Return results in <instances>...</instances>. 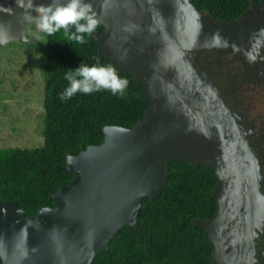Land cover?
Masks as SVG:
<instances>
[{"label": "water", "instance_id": "1", "mask_svg": "<svg viewBox=\"0 0 264 264\" xmlns=\"http://www.w3.org/2000/svg\"><path fill=\"white\" fill-rule=\"evenodd\" d=\"M49 0H39L47 4ZM102 31L91 37L115 70L131 75L148 103L131 127L103 128L100 144L66 155L75 175L54 206L29 216L0 199V264H92L125 226L135 227L144 198L167 186L171 162L215 172L214 217L197 220L215 264H254L255 229L264 218L259 166L240 116L211 80L199 52L232 44L242 23L218 22L191 0H88ZM29 15L0 0V47L27 43ZM34 15V13H31Z\"/></svg>", "mask_w": 264, "mask_h": 264}, {"label": "trees", "instance_id": "2", "mask_svg": "<svg viewBox=\"0 0 264 264\" xmlns=\"http://www.w3.org/2000/svg\"><path fill=\"white\" fill-rule=\"evenodd\" d=\"M218 22L238 20L255 0H191ZM97 31H102L98 26ZM44 66V143L35 148H0V199L16 201L34 215L42 206H54L52 195L75 175L66 169V155H76L88 145L103 141L109 125L131 127L142 118L148 103L139 93L142 86L128 74L124 96L107 90L77 93L61 102L58 94L67 86L65 69L97 59L112 65L99 53L98 44L87 38L83 45L63 42L62 33L47 37ZM61 41V42H55ZM55 42V43H54ZM114 68V67H113ZM167 186L154 198H144L135 227L125 226L109 242L106 253L92 264H215L214 245L197 220L214 217L217 200L212 190L218 180L211 169L188 161L171 162Z\"/></svg>", "mask_w": 264, "mask_h": 264}, {"label": "flooded vegetation", "instance_id": "3", "mask_svg": "<svg viewBox=\"0 0 264 264\" xmlns=\"http://www.w3.org/2000/svg\"><path fill=\"white\" fill-rule=\"evenodd\" d=\"M244 29L232 44L206 48L199 57L211 80L239 116L255 152L264 195V0H255L232 23ZM254 264H264V218L255 229Z\"/></svg>", "mask_w": 264, "mask_h": 264}, {"label": "rangeland", "instance_id": "4", "mask_svg": "<svg viewBox=\"0 0 264 264\" xmlns=\"http://www.w3.org/2000/svg\"><path fill=\"white\" fill-rule=\"evenodd\" d=\"M27 43L0 47V148H35L44 143V66L47 45L34 25ZM40 54L41 58L37 55Z\"/></svg>", "mask_w": 264, "mask_h": 264}, {"label": "clouds", "instance_id": "5", "mask_svg": "<svg viewBox=\"0 0 264 264\" xmlns=\"http://www.w3.org/2000/svg\"><path fill=\"white\" fill-rule=\"evenodd\" d=\"M17 2L19 7L29 13L25 19L42 34L38 40L44 44L49 42L47 37L62 33L63 42L83 45L100 24L88 0H49L47 4H41L39 0ZM7 31V27L0 24V34H6ZM37 55L41 58L40 54ZM63 76L68 86L58 94L61 102L71 100L77 93L91 95L102 90L122 97L128 87L127 79L121 77L111 65H101L98 59L91 66L82 62L74 69H65Z\"/></svg>", "mask_w": 264, "mask_h": 264}]
</instances>
